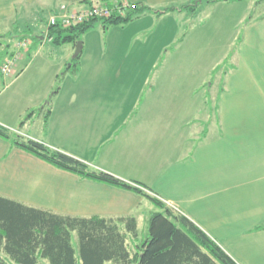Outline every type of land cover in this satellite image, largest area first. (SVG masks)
<instances>
[{
	"label": "crops",
	"instance_id": "obj_1",
	"mask_svg": "<svg viewBox=\"0 0 264 264\" xmlns=\"http://www.w3.org/2000/svg\"><path fill=\"white\" fill-rule=\"evenodd\" d=\"M120 2L152 10L181 9L163 15L147 12L125 25L97 23L81 37L79 71L63 80L58 79L71 63L72 44L63 60L37 66L40 72L33 77L23 78L27 69L15 66L13 87L21 79L23 87L0 101V127L95 171L140 184L236 264H264V15H252L250 0H0V22L21 23L17 17L28 15L25 25L35 30L42 24L41 34L46 18L62 9ZM244 2L248 6L238 8ZM226 23L230 27L221 31ZM216 32L224 37L217 61ZM39 41L20 60L52 43ZM191 46L197 48L194 53L214 56L213 63L199 66L204 73L196 81H172L176 69L194 68L162 63L161 56L178 49L188 54ZM228 59L231 65L219 78L217 114L215 105L214 117L207 113L197 118L199 107L207 105L198 90ZM141 71L147 74L137 82L133 73ZM147 82L150 89L144 95L140 87ZM177 85L186 88L183 94L166 93ZM18 92L21 109L6 114ZM30 112L26 129L35 117L42 119L40 136L23 133L21 123ZM0 197L62 217H132L137 227L139 219L158 211L146 196L58 169L2 137Z\"/></svg>",
	"mask_w": 264,
	"mask_h": 264
},
{
	"label": "trees",
	"instance_id": "obj_2",
	"mask_svg": "<svg viewBox=\"0 0 264 264\" xmlns=\"http://www.w3.org/2000/svg\"><path fill=\"white\" fill-rule=\"evenodd\" d=\"M218 1L243 0H207L210 3ZM185 8L189 6H184ZM180 9L169 7L152 10L135 5L134 8L126 10L123 17L93 19L70 28H50V36L53 37L54 45H76L82 35L97 23L106 27L125 25L147 12L163 15ZM12 26L11 31L0 32L2 59L7 55L11 42L34 35L30 25L21 26L14 21ZM4 39L5 45L1 42ZM79 58L78 56L72 60L65 73L75 75L79 71ZM228 61L229 59L224 63ZM224 63L214 69L213 75L223 69ZM219 87L222 91L221 84ZM31 115L30 112L23 121ZM0 137L9 140L16 148L80 178L146 196L158 210L149 216L147 233L139 240L137 224L132 217L117 220L62 217L0 197V264H236L198 227L144 192L140 184L131 185L110 174L95 171L70 156L1 127ZM73 234L76 238L75 244Z\"/></svg>",
	"mask_w": 264,
	"mask_h": 264
},
{
	"label": "rangeland",
	"instance_id": "obj_3",
	"mask_svg": "<svg viewBox=\"0 0 264 264\" xmlns=\"http://www.w3.org/2000/svg\"><path fill=\"white\" fill-rule=\"evenodd\" d=\"M251 3H253V8H252V15H254V17H261L262 15H264V0H250ZM255 3H257L255 5ZM248 4L247 2L243 3L242 5H239L238 8L242 9V8H245L247 7ZM196 14V13H195ZM194 14V16H195ZM28 15H25V16H18L17 18L19 20H21V23L20 25L23 26L25 24H29V23H25L26 21V18H27ZM203 16V15H202ZM29 18V17H28ZM13 19V18H12ZM18 20V21H19ZM23 20V21H22ZM43 20L45 21V19L43 18ZM197 21V20H196ZM41 23V22H40ZM12 24H13V21L9 20V21H2L0 22V32H3V33H6L7 31H11L12 30ZM44 24V23H43ZM229 24L226 23L223 25L221 31H223L224 29L227 28ZM40 26V25H39ZM38 27V29H35L33 30V33L37 36L38 34H40L41 32V27H43V25L41 24L40 28ZM230 27V25H229ZM31 32V31H30ZM23 34V33H22ZM33 35V34H32ZM221 37V38H220ZM223 36H221V34H217L216 32V35H215V42L217 40L218 44L216 43V56H215V61H217V59H219V54H220V51H217L218 48L220 47L219 45H222V41H223ZM28 42L30 43V46L32 48V46L38 44V40L36 41V39L32 36L29 37L28 35ZM221 40V42H220ZM17 41V39L13 42H11L12 44L10 46H12L15 42ZM3 45L6 44V40H2L1 41ZM40 42V41H39ZM82 42V41H80ZM221 43V44H220ZM72 45H68L67 46H63V45H54L53 43H47L46 46H42V47H37V50H33V52L27 57V58H24L22 60H20L18 62L17 65V68H18V65L22 66L23 69H27V72L25 73L26 75H24L23 78H30L31 76H35L37 74V72H40V70L38 71V68L37 66H43V65H46L45 62L47 63L48 60L50 59H53L54 62H58L60 60H63L65 58L66 55H68V51H65L66 48H71ZM10 48V47H9ZM34 48V47H33ZM30 49V48H29ZM190 51L188 52V54H181V51H179L178 49V52L177 53H173V55L169 56V55H162L161 56V59L160 61L163 63L167 62V64H172L174 66H179L180 65H183V64H187L188 66H192L194 69L193 71H189V72H183V71H180L178 69H176V71H174V79H171L172 81H177V82H181V81H184V82H191L192 80L193 81H196L197 78H201L200 76L204 73L202 71H199V66H203V67H207L208 65L212 64L213 62H211V60L213 59L214 56H209V55H199L197 54L196 52L194 53L193 51H197V48L196 46H191L190 47ZM68 50V49H67ZM222 51V50H221ZM73 55L74 53L71 55V58H70V61L72 62L73 60ZM24 55L21 56V58H23ZM20 58V59H21ZM5 58L2 59V55L0 53V61L3 63ZM147 57H144V60H146ZM225 62V61H224ZM223 62V63H224ZM221 63V64H223ZM69 64V63H68ZM220 64V65H221ZM33 65V66H32ZM231 64H229V61L227 63H224L223 65V72L228 69L230 67ZM29 66V67H28ZM32 66V67H31ZM28 67V68H26ZM16 69V67H14ZM94 70V69H93ZM222 70V69H221ZM221 70H219L216 75L210 73L209 77L206 76V78L208 77V80H206V83L207 86L204 87V88H200L198 90V94L199 95H202L201 97H203L204 101L206 100V106H203L201 105L196 113V117L197 118H203V115L205 116L207 113H209L212 117H214V106L216 105V114H217V108H218V94L221 92L220 90V84H219V78H222V76L224 75H221ZM97 71H100V69H98ZM13 72H14V69H13ZM66 74H70V75H73L69 72L65 73V69L61 72L60 74V77L58 80H63L64 79V76ZM134 76H133V79L136 80L137 82L139 80H143V75L145 76L147 74H145V72L143 73L142 71L141 72H134L133 73ZM140 74V76H138ZM17 75V72L15 73H12V75H10L9 77H2L0 75V101H2L3 99H5L6 97H10L12 94L11 92L17 88V87H23V83H22V79L18 82H16V84L14 85L13 87V82L12 80L14 79V77ZM104 77V76H103ZM214 77V79H213ZM101 78V76H100ZM212 78V79H211ZM148 80L150 79L149 77L147 78ZM214 82L215 85L214 87H211V83ZM22 83V84H21ZM150 84L151 82H147L146 84H142V87L141 90H142V94L144 93H149V89H150ZM204 89L205 93H209V94H206L203 95L202 93V90ZM180 90L182 91V94L185 92L186 88H181V86H173L171 88H166V93L167 94H170L171 96L175 97V96H178L181 92ZM213 91V92H212ZM159 93H162L164 94V92L161 90ZM158 93V94H159ZM11 94V95H10ZM213 94L215 96H213ZM146 95V94H144ZM14 100H16L15 104H13V106H10L9 108H7V110L5 111L6 114L8 113H16L18 112L20 109H21V104H22V97H21V92H18L17 95H15L13 97ZM215 100H216V104L215 103ZM47 101H45V104H46ZM174 104H177L176 102H174ZM44 105V104H43ZM45 107V105H44ZM33 121H31L30 124H32L28 129H26V125H27V122L28 120L24 121L23 122V125H25V127L23 128V133H29L30 135H34V136H40L42 133H43V121L42 119H38V118H34L32 119ZM29 121V122H30ZM20 122L18 123V128L20 127ZM201 126H205L206 125V120H205V125H204V122H200L199 123ZM10 133H15V132H10ZM148 218H142V219H139L138 221V227H137V235L139 237V240L142 239V237L147 233V227H148ZM73 242L75 244L76 240L73 239ZM40 264H46L45 262H41ZM107 264H111V263H107Z\"/></svg>",
	"mask_w": 264,
	"mask_h": 264
},
{
	"label": "built area",
	"instance_id": "obj_4",
	"mask_svg": "<svg viewBox=\"0 0 264 264\" xmlns=\"http://www.w3.org/2000/svg\"><path fill=\"white\" fill-rule=\"evenodd\" d=\"M135 4L129 2H120L114 5L108 4H93L84 9L61 10L53 13L47 18L46 31L44 40L52 41V37L48 34L49 28H70L89 22L90 20H106L111 17H123L126 10L132 9ZM30 47L27 38L17 40L10 48L5 56L3 63L0 66V74L3 77H9L13 73V69L21 56L24 55Z\"/></svg>",
	"mask_w": 264,
	"mask_h": 264
},
{
	"label": "water",
	"instance_id": "obj_5",
	"mask_svg": "<svg viewBox=\"0 0 264 264\" xmlns=\"http://www.w3.org/2000/svg\"><path fill=\"white\" fill-rule=\"evenodd\" d=\"M81 50H82V43L78 41L75 45V52L73 55V59H76L80 55Z\"/></svg>",
	"mask_w": 264,
	"mask_h": 264
}]
</instances>
